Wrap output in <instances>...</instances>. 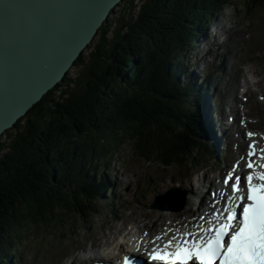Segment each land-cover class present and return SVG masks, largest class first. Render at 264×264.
<instances>
[{
    "label": "trees",
    "instance_id": "obj_1",
    "mask_svg": "<svg viewBox=\"0 0 264 264\" xmlns=\"http://www.w3.org/2000/svg\"><path fill=\"white\" fill-rule=\"evenodd\" d=\"M234 4L124 0L76 60V75L0 136V264H19L15 248L29 235L101 212L113 189L109 159L123 144L163 167L200 163L213 147L203 125L211 89L188 75V54Z\"/></svg>",
    "mask_w": 264,
    "mask_h": 264
},
{
    "label": "rangeland",
    "instance_id": "obj_2",
    "mask_svg": "<svg viewBox=\"0 0 264 264\" xmlns=\"http://www.w3.org/2000/svg\"><path fill=\"white\" fill-rule=\"evenodd\" d=\"M234 1V5L225 7L207 23V35H199L188 54L186 69L188 75L194 74L195 84L210 82L211 90L204 97L205 110L210 96V108L217 112V120L222 118L219 128L230 127L232 138L218 148L212 145V150L205 151L207 155L199 153L201 160L197 166L182 169L163 167L154 159L138 156L131 143L123 144L118 154L109 159L107 173L113 189L99 201L101 212H91L85 218L78 216L75 222L69 219L53 230L42 229L24 238L15 248L19 264H91L93 258L119 259L123 248L114 258L104 255L119 249L117 239L125 245L135 231V239L149 232L156 235L171 221H180L186 215L188 219L182 222L198 218L206 210L203 206L196 211L199 200L205 192L213 196L215 189L220 190L219 182L231 172L233 162L241 166L248 141L254 139L245 131L240 132L241 127L249 128L257 140H264V3ZM140 3L136 0V5ZM77 70L73 67L70 75L75 76ZM207 126L215 135L211 123ZM245 137L250 140L245 141ZM205 141L214 144L213 137H205ZM240 142H244L243 149ZM171 187L186 192L185 203L179 208L165 199L160 202L164 209L152 208L156 195ZM125 247L129 249L127 244Z\"/></svg>",
    "mask_w": 264,
    "mask_h": 264
},
{
    "label": "water",
    "instance_id": "obj_3",
    "mask_svg": "<svg viewBox=\"0 0 264 264\" xmlns=\"http://www.w3.org/2000/svg\"><path fill=\"white\" fill-rule=\"evenodd\" d=\"M124 0H0V136L56 85ZM158 194L152 208L164 209Z\"/></svg>",
    "mask_w": 264,
    "mask_h": 264
},
{
    "label": "snow or ice",
    "instance_id": "obj_4",
    "mask_svg": "<svg viewBox=\"0 0 264 264\" xmlns=\"http://www.w3.org/2000/svg\"><path fill=\"white\" fill-rule=\"evenodd\" d=\"M254 133H248L249 137ZM264 149H257L255 143L249 146L248 169L241 186L240 175L230 172L224 180L231 183V194L221 192L227 199L222 212L212 217L208 227L200 226V233L193 239L176 241L175 237L152 249L149 258L164 264H264V164L257 165L251 157ZM259 169V170H257ZM235 171V169H234ZM215 195V193L213 194ZM242 205V207H241ZM186 237L193 233H185ZM160 239V237H157ZM125 264H130L125 258Z\"/></svg>",
    "mask_w": 264,
    "mask_h": 264
},
{
    "label": "bare ground",
    "instance_id": "obj_5",
    "mask_svg": "<svg viewBox=\"0 0 264 264\" xmlns=\"http://www.w3.org/2000/svg\"><path fill=\"white\" fill-rule=\"evenodd\" d=\"M205 35H207L206 33H204ZM203 34V35H204ZM209 37V36H208ZM207 37V38H208ZM202 59H203V57H202ZM249 82V81H248ZM214 91H216V90H214ZM211 97L209 96L208 97V102H207V100H206V116H207V105H208V113H210V115H211V112H212V107L210 108V106H211V103H210V101H211ZM248 102V101H247ZM246 102V103H247ZM205 104V103H204ZM220 109V108H219ZM216 112V111H215ZM217 113V112H216ZM237 115V114H236ZM208 117V116H207ZM237 118H238V115H237ZM222 119V118H221ZM221 119H220V121H221ZM205 123V126L206 127H208L207 126V124H208V122L206 121V122H204ZM213 123L216 125L217 124V120H213ZM229 124V123H228ZM204 125V124H203ZM207 129H210V126L207 128ZM244 130H245V128L244 127H241L240 129H239V131H241L242 133H244ZM210 132V131H209ZM230 127H228V130H223L222 132H220L219 133V135L217 134V135H215L214 136V139H216V142H217V144L218 145H220V143L221 142H224L225 140H228V138H230ZM210 135H211V137H212V133L210 132ZM207 137V136H206ZM259 140H261V139H259ZM240 147L243 149V147H244V142H240ZM241 152V151H240ZM243 161V160H242ZM240 169H241V171L242 172H244L245 171V169H244V167H243V165H241V167H240ZM198 181L200 182L201 181V179L199 178L198 179ZM200 185H201V182H200ZM219 185H222V189H221V192H225L226 194H230L229 192H228V190H227V188H226V186H225V184L224 183H222V181H220L219 182ZM193 188L194 187H192L191 188V190H192V193L193 194H195L194 193V191H193ZM221 192H219L218 194H220ZM217 194V193H216ZM222 197H220V195H219V199H221ZM226 199V196L225 197H223V199ZM191 200V201H190ZM212 201L213 200H208L207 199V193H205L204 195H203V197H202V199L200 200V202H199V204H198V209L199 208H201V207H205V206H207L208 207V209L211 211L212 210V208L214 207L213 206V204H212ZM220 201V200H219ZM189 202H192V199L190 198L189 199ZM207 202H208V204H207ZM174 203L176 204L175 205V207L177 206V207H181L182 206V203H180V202H178V200H175L174 201ZM207 204V205H206ZM176 211H178V210H176ZM172 215V214H171ZM175 217V216H174ZM173 217V218H174ZM193 218V217H192ZM192 218H190L189 220H186L185 222H182V221H178V220H173V221H171L172 223V225L174 226V223L176 222V226H178V225H180L181 223H183V224H186L187 223V226L188 225H190L191 223H192ZM199 228V227H198ZM153 232V231H152ZM155 232H153V233H148L147 235H140V237H139V239H135V242H137V243H139L140 242V244L141 245H143V246H152V245H154V244H157V247L158 246H161V245H163V243L164 242H166L167 243V241L168 240H170V239H173V234H172V229H171V227H168L167 229L165 228V230H163L162 232H161V234H158V236H156L155 238V240H156V242L154 243L152 240H153V238H154V236H153V234H154ZM177 233H182V231L181 230H178L177 231ZM194 233H195V231H194ZM160 235H162V237L160 238V239H157V237H160ZM168 236V239H165L166 237ZM133 237H131L129 240L130 241H128L127 243H130L131 242V239H132ZM165 239V240H164ZM145 242H147V243H145ZM125 245H126V243H125ZM125 245H123V243L121 244V243H117V246L119 247V249H117L116 248V250H114V252H112V253H109V252H106V253H104V255H105V257L106 258H114V257H116L118 254H120V252H121V250H122V248L123 247H125ZM124 250H125V248H124ZM122 255H123V253H122ZM122 255H121V257H122Z\"/></svg>",
    "mask_w": 264,
    "mask_h": 264
}]
</instances>
